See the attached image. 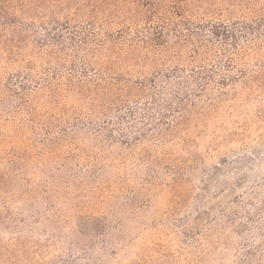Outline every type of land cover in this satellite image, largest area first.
I'll use <instances>...</instances> for the list:
<instances>
[{"label":"rangeland","instance_id":"374dc122","mask_svg":"<svg viewBox=\"0 0 264 264\" xmlns=\"http://www.w3.org/2000/svg\"><path fill=\"white\" fill-rule=\"evenodd\" d=\"M210 1L230 21L264 9V0ZM157 4L146 22L133 0H87L52 14L64 22L58 36L35 17L18 47L0 43V264H264V20L231 68L243 74L222 92L160 109L143 134L146 125L93 130L95 92L107 105L131 84L132 100L135 81L196 63L179 8ZM68 133L73 143H50ZM3 171L15 174L6 188Z\"/></svg>","mask_w":264,"mask_h":264},{"label":"trees","instance_id":"16d2710c","mask_svg":"<svg viewBox=\"0 0 264 264\" xmlns=\"http://www.w3.org/2000/svg\"><path fill=\"white\" fill-rule=\"evenodd\" d=\"M86 1L0 0V43L5 44L3 50H10L8 45L18 47L22 38H26L29 31H37V28L34 29L25 23L26 20L24 19H30L31 23H35L36 19L34 18H39L44 25L48 24L46 29L53 32L51 37L52 35L58 36V33L62 32L64 22L52 14L57 11H64L70 7L79 9L78 5ZM166 1L169 5H172V8H179V12L178 10L176 12L179 15V25L181 26L179 27V37L181 36L186 42L191 43L192 50L197 55V57H194L196 63H190L186 66L176 65L167 70H156L145 78V83L142 80L135 81L134 84L137 87V91L134 93L135 96L132 100H127L132 94L131 88L133 86L131 84L121 85L123 91L118 95H114V100L107 105L103 102L105 100L103 94L99 95V92H95L90 97L93 104L97 103L98 99L103 103L94 112L92 117L95 121L93 127L95 132H104L107 136H113V132L119 131L116 130V127H113L114 124H117L116 126L124 125L126 128L132 130L134 128L143 130V127L146 125L144 120H152L151 117H154L156 114L160 115V109H172L174 105L172 103L174 102L176 104L179 103L177 106L182 108L184 102L200 95V93H204L209 88L211 90V87L214 86L222 92L226 86H231L237 81V78L240 76L237 72L241 71L240 74H243L242 69L235 71L231 68L234 67L238 55L244 52L243 49L246 48L245 44L248 38L256 36L258 31H256L257 28L255 29V24L258 23V19L264 20V9L262 13H256V16L254 15L256 9L251 10V13H247L244 10V14L235 16L230 21L221 18L223 13L220 15L217 12L220 8L218 6H211L215 3L210 0H179V5H177L175 0ZM133 2H135L137 17L142 18L143 21L152 22V17L154 18L156 14L153 9L158 5V0H133ZM228 5L243 10L241 2H238V5L234 4V2ZM196 7L197 9H195ZM195 10H198L199 16L194 15L197 12ZM80 14L82 15H77L79 19H76V21L81 24L87 23V27L93 30V26L96 23L95 19L85 12H80ZM201 14L202 16H200ZM192 18L198 20L195 21ZM67 24L69 25V23ZM40 27L43 28V26ZM158 35V37L162 36L163 31L159 29ZM87 58L85 57V60ZM31 81L27 76H23L22 80L17 82V85L21 89L26 90L25 92H28ZM177 84H179L178 87ZM48 85V89L51 91L57 88L56 83H48ZM168 85H172V87ZM174 86H176V89L179 88V91L173 89ZM93 87L97 88L95 85ZM168 89L172 90L174 95L167 105H161L159 102L165 100L163 94H171ZM83 91L80 86L69 89L70 100L76 101L78 98H81L84 94ZM84 96L86 97L87 95ZM175 98L179 99V101H174ZM130 101L131 103H129ZM110 112H113V117H110ZM159 118L161 121V117ZM139 123L143 125L138 126ZM163 124L168 123L160 122V125ZM147 130L148 126L146 125L144 131L140 132V134H143ZM65 136H67L66 139L69 143H73L74 137L72 133L65 134L63 138L57 136L51 139L50 143H60L64 140ZM63 151H65V147ZM66 151H70L69 146L66 148ZM14 175L7 171L1 173V183L4 184V188L7 186V180ZM101 223L103 224V222Z\"/></svg>","mask_w":264,"mask_h":264}]
</instances>
